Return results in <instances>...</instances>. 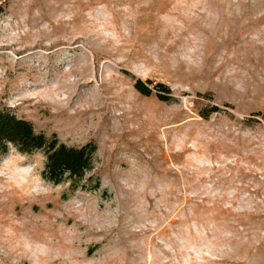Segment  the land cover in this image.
Masks as SVG:
<instances>
[{
    "label": "rangeland",
    "instance_id": "374dc122",
    "mask_svg": "<svg viewBox=\"0 0 264 264\" xmlns=\"http://www.w3.org/2000/svg\"><path fill=\"white\" fill-rule=\"evenodd\" d=\"M0 107L95 145L47 194L0 177V264H264V0H0Z\"/></svg>",
    "mask_w": 264,
    "mask_h": 264
},
{
    "label": "trees",
    "instance_id": "16d2710c",
    "mask_svg": "<svg viewBox=\"0 0 264 264\" xmlns=\"http://www.w3.org/2000/svg\"><path fill=\"white\" fill-rule=\"evenodd\" d=\"M150 83L149 79L137 78L134 81V88L146 96L152 93V88L159 89L165 92L156 93L160 100L171 98L169 95L171 91L167 85L158 82L150 87ZM218 109L217 105H213L201 109L199 115L207 118ZM8 142L25 153L42 150L46 157L42 175L51 183H59L64 174L73 180L81 179L91 168L92 154L95 150L93 143L68 146L60 142L55 135L48 137L43 132H36L29 120L17 117L11 111L0 107V154L7 151Z\"/></svg>",
    "mask_w": 264,
    "mask_h": 264
},
{
    "label": "clouds",
    "instance_id": "9594fccd",
    "mask_svg": "<svg viewBox=\"0 0 264 264\" xmlns=\"http://www.w3.org/2000/svg\"><path fill=\"white\" fill-rule=\"evenodd\" d=\"M10 154L0 163V177H4L8 183L18 189H25L29 195H44L49 191V182L42 173L44 168L30 159L27 153H21L17 148L8 142ZM13 152L16 153V159L10 166L9 161L13 159Z\"/></svg>",
    "mask_w": 264,
    "mask_h": 264
}]
</instances>
